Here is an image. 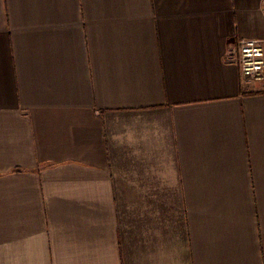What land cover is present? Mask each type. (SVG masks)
Masks as SVG:
<instances>
[{
  "label": "crops",
  "instance_id": "obj_1",
  "mask_svg": "<svg viewBox=\"0 0 264 264\" xmlns=\"http://www.w3.org/2000/svg\"><path fill=\"white\" fill-rule=\"evenodd\" d=\"M264 0H0V264H264Z\"/></svg>",
  "mask_w": 264,
  "mask_h": 264
},
{
  "label": "built area",
  "instance_id": "obj_2",
  "mask_svg": "<svg viewBox=\"0 0 264 264\" xmlns=\"http://www.w3.org/2000/svg\"><path fill=\"white\" fill-rule=\"evenodd\" d=\"M226 60L238 65L243 77L249 81H264V42L257 39H240L229 51Z\"/></svg>",
  "mask_w": 264,
  "mask_h": 264
}]
</instances>
